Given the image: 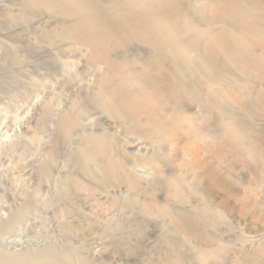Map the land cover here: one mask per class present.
Here are the masks:
<instances>
[{
	"label": "bare ground",
	"instance_id": "bare-ground-1",
	"mask_svg": "<svg viewBox=\"0 0 264 264\" xmlns=\"http://www.w3.org/2000/svg\"><path fill=\"white\" fill-rule=\"evenodd\" d=\"M0 54L79 87L1 152L42 157L0 239L54 181L59 240L0 264H264V0H0Z\"/></svg>",
	"mask_w": 264,
	"mask_h": 264
},
{
	"label": "rangeland",
	"instance_id": "rangeland-1",
	"mask_svg": "<svg viewBox=\"0 0 264 264\" xmlns=\"http://www.w3.org/2000/svg\"><path fill=\"white\" fill-rule=\"evenodd\" d=\"M21 29V34L26 38L38 36L39 27L37 25L25 26L23 31ZM32 56L28 60L29 63L17 66L10 61L7 55L0 54V222L6 220L21 203L22 196L20 195L33 183L36 163L42 157L39 149L40 152L31 147V150L26 149L28 151L24 154L21 153L22 151H15L5 156L1 153L2 150L12 140H15L17 135L25 133L35 125L41 118L45 102L55 99L54 97L60 94L59 102L56 99L57 105L51 112V117H53L48 121L49 124H46L47 130L49 128L54 130L55 123L65 110V106L71 101L69 99L79 89V87L71 89L68 85L72 72L78 68L76 65L66 63V60L71 58L69 54H60L58 58L61 60L57 59V63ZM53 182L50 183V187L44 189L45 192L42 191L38 204L34 206V211L30 210V213L22 216L23 219L20 218L9 232L1 236L2 249L22 252L29 248L43 249L58 242L59 236L52 213L49 208H46L47 206L45 207L47 196L55 191L56 186L54 185L56 184ZM99 252L100 248L96 247L95 253ZM108 258L113 259L112 256Z\"/></svg>",
	"mask_w": 264,
	"mask_h": 264
}]
</instances>
